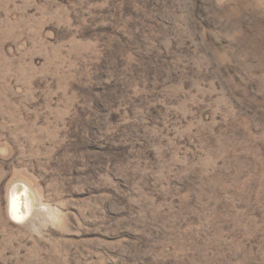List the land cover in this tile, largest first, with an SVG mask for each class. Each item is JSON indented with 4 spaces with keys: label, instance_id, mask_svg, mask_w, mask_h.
Segmentation results:
<instances>
[{
    "label": "rangeland",
    "instance_id": "rangeland-1",
    "mask_svg": "<svg viewBox=\"0 0 264 264\" xmlns=\"http://www.w3.org/2000/svg\"><path fill=\"white\" fill-rule=\"evenodd\" d=\"M0 264H264V0H0Z\"/></svg>",
    "mask_w": 264,
    "mask_h": 264
},
{
    "label": "bare ground",
    "instance_id": "bare-ground-1",
    "mask_svg": "<svg viewBox=\"0 0 264 264\" xmlns=\"http://www.w3.org/2000/svg\"><path fill=\"white\" fill-rule=\"evenodd\" d=\"M25 200L23 201L22 198L17 196H12L9 202V214L12 219L16 220H23L27 218V214L24 212V210H27L28 212L31 211V201L30 196L27 192L23 195ZM31 208V209H30Z\"/></svg>",
    "mask_w": 264,
    "mask_h": 264
}]
</instances>
